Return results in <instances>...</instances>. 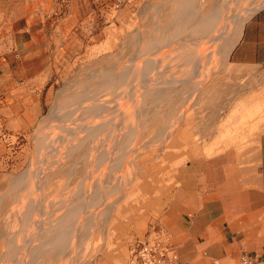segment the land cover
Returning a JSON list of instances; mask_svg holds the SVG:
<instances>
[{"label": "rangeland", "instance_id": "obj_1", "mask_svg": "<svg viewBox=\"0 0 264 264\" xmlns=\"http://www.w3.org/2000/svg\"><path fill=\"white\" fill-rule=\"evenodd\" d=\"M201 1L198 4L201 10L197 8L202 13L198 11L196 15L213 11L218 3V0ZM227 1L229 9L225 13L229 15L253 0H239V6L236 0ZM179 4L180 0H0V264H34V261L48 264L49 260L50 264H128L130 236L159 226L155 218L160 203L168 195L174 171L181 162L193 154L208 156L230 145H244L247 120L255 115L260 122L250 125L252 133L257 131L259 136L262 132L264 105L240 109L242 116L236 121L238 108L221 109L217 113L220 121L211 122L219 96L217 87L225 88L222 85L225 81L233 86L235 79L242 82L247 77H242V69L226 66L227 55L220 52L223 38H215L226 17L209 36L192 34L196 24L180 34H172L179 29L174 25ZM156 38L165 45L158 46ZM186 50L202 55L199 76L195 77L201 79L200 89L193 90L189 82H184L175 90L168 88L169 96L157 103L153 93L149 97V93L144 95L142 79L146 60L155 61L149 78L172 80L182 76L185 79L187 75H184L193 69V64L186 60L187 52H183ZM105 73L116 78L129 74L133 82L117 84L116 81L119 88L107 86L104 92L110 98L115 95L111 89L120 93L111 102L114 111L94 118L87 109L92 99L86 95L96 87H104ZM153 85L157 86L155 81ZM130 86L137 88L133 99L126 93ZM170 90L189 95V101L179 100V92L176 95ZM170 96H173L171 101ZM69 111L72 115L64 119ZM105 118L115 121L117 133L124 137L133 128L139 133L147 128L146 139L151 147L141 150L134 163H129L131 156L118 147L111 155L115 162L107 161L100 166L85 164L80 158L81 149L68 154L65 144L71 136L75 140L86 134L82 125ZM161 127L169 130L162 140L158 132ZM70 130L76 133L71 135ZM213 131L218 133L212 138L209 133ZM203 132L211 138L201 139ZM101 135L98 144L108 148L106 133ZM42 137H49L48 141L54 139L53 145L58 150L49 154L39 142ZM161 141L164 145L160 150ZM93 153L96 160L100 152L93 150ZM78 205L83 208L70 220L75 231L69 239L72 242H68L72 249L69 255L32 256L30 249L39 246L49 235L45 228L50 222L56 224L55 219L70 214ZM26 212L31 213L28 218ZM28 235L33 243L28 242L31 240ZM39 235L44 236L40 239ZM27 244L33 245L27 248ZM11 248H17V255L9 254Z\"/></svg>", "mask_w": 264, "mask_h": 264}, {"label": "crops", "instance_id": "obj_2", "mask_svg": "<svg viewBox=\"0 0 264 264\" xmlns=\"http://www.w3.org/2000/svg\"><path fill=\"white\" fill-rule=\"evenodd\" d=\"M225 61L234 70L242 69L247 80L217 87L213 124L220 121L221 109L264 105V6L245 21ZM257 118L247 120L244 145L208 156L193 154L174 171L155 224L177 247L179 264H232L244 251L264 261V129L253 136L250 127L260 122ZM216 133L209 134L213 138ZM209 134L203 132L200 138L209 139ZM151 231L130 236L128 264L133 240L148 238Z\"/></svg>", "mask_w": 264, "mask_h": 264}, {"label": "bare ground", "instance_id": "obj_3", "mask_svg": "<svg viewBox=\"0 0 264 264\" xmlns=\"http://www.w3.org/2000/svg\"><path fill=\"white\" fill-rule=\"evenodd\" d=\"M201 1V0H200ZM237 1V5H238V1L239 0H236ZM202 2V1H201ZM235 2V1H234ZM200 2H199V0H180V4H179V6L177 5L176 6V8H177V14H178V16L175 18V23H174V25L177 27H179V29L178 30H176L175 32H173L172 34H175V35H177V34H180L181 32H182V30L183 29H187V28H192V26H194L195 24L197 25L196 26V28H194L193 30H192V34H195V35H208L209 36V34H212V32H214V30L218 27V25L221 23V20H223V17H226V18H224L225 20H226V22L224 23V24H221L222 25V27H221V31L219 32V34L218 33H215L216 34V36H215V38H223V39H221V40H223V43H222V46H221V49H220V52L222 53V55L224 54V55H228L229 54V52H230V50L232 49V47H233V45L235 44V42L237 41V38H238V36H239V34H240V32H241V30H242V27H243V25H244V23H245V21L250 17V16H252L253 15V13H255L257 10H259L261 7H263L264 6V0H253L252 2H250V4L249 5H242V3H241V5L242 6H240L241 8L238 10V11H235V12H233V9L231 10L233 13L232 14H229V15H226V13H225V11H226V9L228 8L227 6H228V1L227 0H218V3H216L215 4V8H213V11H211V10H209V12L208 13H206V14H199V13H197L198 15H196L195 13L196 12H200V13H202L200 10H201V8H199L200 6L198 5ZM233 3V2H232ZM200 4H202V3H200ZM233 5V4H232ZM155 6V5H154ZM199 6V7H198ZM239 6V5H238ZM200 9H198V8ZM157 8V7H156ZM159 8V7H158ZM229 9V8H228ZM231 9V8H230ZM238 9V8H237ZM235 10V9H234ZM230 11V10H229ZM196 15V17H194ZM230 23H233V25H231ZM220 25V26H221ZM187 31V30H186ZM191 31V30H190ZM216 31V30H215ZM183 33H184V31H183ZM182 33V34H183ZM171 34V36H173ZM174 35V36H175ZM170 36V37H171ZM193 36V35H192ZM213 37V36H212ZM176 38H177V36H176ZM157 39V41H156V44L158 45V46H161V45H163V44H161L163 41L162 40H159L158 38H156ZM161 39H163V38H161ZM193 40V39H192ZM216 40H218V39H216ZM154 41V40H153ZM210 41V40H209ZM195 42H196V40H195ZM194 42V43H195ZM154 43V42H153ZM194 43H193V45H194ZM160 44V45H159ZM167 44V43H166ZM211 44V43H210ZM165 45V44H164ZM185 45H187V44H185ZM207 45V44H206ZM188 46V45H187ZM162 47V46H161ZM184 47V46H183ZM192 47V46H191ZM191 47H188V48H191ZM192 49H193V47H192ZM195 49V48H194ZM145 51V50H144ZM159 51V50H158ZM157 51V52H158ZM209 51V50H208ZM211 51V50H210ZM213 51V50H212ZM183 52H187L186 54H187V57H186V60L188 61V62H190V63H192L193 64V69L191 70V68L189 69L190 70V72L187 74L186 72V74L184 75V76H186L187 75V78H183L182 76H181V78L179 79H172V80H156V79H154V78H149V76H147L148 75V73L150 72V70L153 68V67H155V61H153V59L152 58H148V60H146V64H145V69H144V72H143V77H144V79H142V81H143V86H144V88H145V90H143V91H145L144 92V95H148V93H149V95H148V97L150 96V94L151 93H153V97H154V99L153 100H155V102L157 103V102H159V101H161L163 98H164V96L165 95H167L168 93L166 92L167 91V89L168 88H171L172 90H175L176 88H177V86L179 85V84H181V83H184V82H189L190 83V86H191V88L193 89V90H195V89H200V85H199V83L201 82V79H195V77H197V76H199V67H200V62H201V58H202V55H200L199 53H197V52H195V50H190L189 51V53H188V51L186 50V51H183ZM149 53H152V52H149ZM208 53V52H207ZM211 53V52H210ZM144 54V53H143ZM156 54V53H155ZM154 54V55H155ZM209 54V53H208ZM205 55H206V53H205ZM134 60V59H133ZM183 60H185V59H183ZM135 61V60H134ZM206 61V60H205ZM133 62V61H132ZM183 62V61H182ZM186 63V62H185ZM135 65V64H134ZM181 65H183L182 63H181ZM189 70H187V71H189ZM142 75V74H141ZM130 75L129 74H125V75H123L122 76V78H116V77H114V76H112V75H110V73H105L104 74V82H102V83H104L103 85H104V87H102V88H95V89H93V90H90V92H91V94H87L86 96H88V99H92L91 101H92V103L87 107V109H88V113H90L91 115H92V117L94 116V118L96 117V118H99V117H103V116H105V113L106 114H108V113H111V112H113L114 110H112V104H111V102H113L115 99H116V97H118L119 96V92H116V89L114 88V89H111V90H113V92H114V98H110L109 96H107L108 94L106 93L105 94V92H104V90H106L107 89V86L109 87V85H111L112 87H114V86H116V81H117V84H119V83H124L125 84V82H129L130 81ZM133 78H134V76H132ZM140 77V76H139ZM173 77V76H172ZM176 77V76H175ZM142 78V77H141ZM177 78V77H176ZM119 79L121 80L120 82H118L119 81ZM133 80V79H132ZM135 81V80H134ZM139 81V80H138ZM153 81H155V84H157V86H154L153 85ZM130 82H133V81H130ZM113 84H115V85H113ZM127 84V83H126ZM117 88H119L118 86H116ZM124 87V86H123ZM127 87H129L128 85H127ZM135 87V86H134ZM130 88H131V86H130ZM124 89V88H123ZM129 89V88H128ZM128 89H127V95L129 94V97H130V99H133L134 98V96H135V94H136V89L137 88H131V89H129V91H128ZM75 90V89H74ZM118 90V89H117ZM121 90V89H120ZM119 90V91H120ZM124 90H126V88L124 89ZM172 90H170V93H171V91ZM199 91V90H198ZM104 92V93H103ZM169 92V91H168ZM172 92H174V91H172ZM175 92H179V94L181 93L180 92V90L179 91H175ZM174 92V93H175ZM195 92V91H194ZM109 93V92H108ZM166 93V94H165ZM198 93V92H197ZM85 94H86V92H85ZM176 95H177V93H175ZM182 94V93H181ZM179 95L178 96V98H179V100H183L184 102H186L185 100H186V98L188 99L189 98V95H187V96H185V93H184V95ZM188 94H189V92H188ZM191 94V93H190ZM194 95V94H193ZM124 96V95H123ZM122 96V97H123ZM167 96H169V95H167ZM125 97H127V96H125ZM152 97V96H151ZM192 97V96H191ZM143 98V97H142ZM171 98H173V96H170V101H171ZM149 98H147V100H148ZM167 99V98H166ZM168 99V100H169ZM190 99V98H189ZM189 99H188V101H189ZM192 99V98H191ZM118 100V99H117ZM128 100H129V98H128ZM147 100H144V101H147ZM156 100H158V101H156ZM176 100H178L177 99V96H176ZM175 100V101H176ZM179 100H178V102H179ZM85 101V100H84ZM149 101V100H148ZM151 101V100H150ZM183 101H181V102H183ZM143 102V101H142ZM162 102V101H161ZM167 102V101H166ZM177 102V101H176ZM175 102V103H176ZM177 102V103H178ZM183 102V103H184ZM137 103V102H136ZM146 103V102H145ZM144 103V104H145ZM79 104V103H78ZM139 105V104H138ZM178 105V104H177ZM180 105V104H179ZM62 106V105H61ZM87 106V105H86ZM85 106V107H86ZM117 106V105H116ZM84 107V108H85ZM136 107H138L137 106V104H136ZM145 107V106H144ZM143 107V108H144ZM67 108V107H66ZM83 108V109H84ZM140 108H141V105H140ZM143 108L141 109V110H143ZM177 108V107H176ZM114 109V108H113ZM174 109V108H173ZM146 111V110H145ZM86 112V111H85ZM117 112V111H116ZM120 112V111H119ZM122 112H124V111H122ZM136 112V111H135ZM157 112V111H156ZM62 113V112H61ZM65 113V112H64ZM72 113L73 112H68L67 114H65V116H64V119H67V118H69L71 115H72ZM87 113V112H86ZM87 113V114H88ZM115 113V112H114ZM112 114V113H111ZM120 114H121V112H120ZM141 114V113H140ZM142 114H144V112L142 113ZM176 114V113H175ZM174 114V115H175ZM64 115V114H63ZM110 115V114H109ZM181 115V114H180ZM180 115H178V116H180ZM140 116V115H139ZM143 116H145V115H143ZM141 117V116H140ZM177 117V116H176ZM83 118V117H82ZM178 118V117H177ZM59 121V120H58ZM89 121V120H88ZM117 121V120H116ZM115 122V121H114ZM113 121H112V119L111 120H108V119H106L105 118V120H101V121H91V122H88V123H85L84 125H82V128H83V131H85V135L84 136H82V137H80V136H78L77 138H75V140H77L76 142H75V140L74 139H72V136H71V139H69L67 142V145L65 144V146L67 147V151H68V154L70 153V155H71V153L72 152H74L75 150H79V149H81L82 150V155H81V159L83 158V162H84V160H85V164H89V165H95V166H100V165H102L104 162H107V161H111V163H113L112 162V160L114 161V159L111 157V155H112V153H113V151L115 150V149H117L118 147L119 148H123V152H124V154H126V155H130L131 157L129 158V163H134L135 162V160H136V158L138 157V154L141 152V150H143V149H148L149 147H151V143H149L148 142V140L146 139V135H147V128L146 129H142L140 132L141 133H139V131H137L135 128H133L132 130H131V132L130 133H126L127 135L124 137V136H120V134H118L117 133V131H118V126H117V124L116 123H114ZM177 122V121H176ZM84 123V122H83ZM126 123V122H125ZM62 124H63V122H62ZM142 124H143V122H142ZM122 125V124H121ZM58 126V125H57ZM69 126V125H68ZM142 126V125H141ZM77 128H78V126H76ZM75 127V128H76ZM80 127V126H79ZM51 128V127H50ZM63 128V127H62ZM71 128V127H70ZM123 128V127H122ZM73 129V128H72ZM139 130V129H138ZM51 131H52V129H51ZM168 127H161L160 129H159V139L160 140H162L165 136H163V134H165V133H168ZM170 131H172V130H170ZM48 132V131H47ZM50 132V131H49ZM51 133V132H50ZM65 133V132H64ZM68 133V132H67ZM69 133L71 134V135H73V134H75L76 132H71V130L69 131ZM105 134L106 133V139L110 142V146L108 147V148H104L105 146H103V147H101L98 143L99 142H97L98 141V139H99V136L101 135V134ZM49 134V133H48ZM173 134V133H172ZM42 136V135H41ZM76 136V135H75ZM102 136V135H101ZM50 137V136H49ZM48 137V138H49ZM40 138V137H39ZM47 137H42L40 140H39V142H40V144H41V146L42 147H45L48 151L47 152H49V154L50 153H53V151H55V150H58L57 149V147L56 146H54L53 145V142L52 141H54V139L52 140V141H48L47 139H48ZM52 138H53V136H52ZM54 138H56V137H54ZM62 138V137H61ZM60 137L59 138H57V139H61ZM70 138V137H69ZM103 138V137H102ZM104 138V139H105ZM65 139V138H64ZM101 139V138H100ZM105 139V140H106ZM49 140H51V139H49ZM56 140V139H55ZM100 141V140H99ZM97 142V143H96ZM103 142H104V140H103ZM57 143V142H56ZM105 143V142H104ZM104 143H102V140H101V144L102 145H104ZM160 144H161V146L158 148V149H162V147H163V145H164V141L162 142H160ZM166 144V143H165ZM107 145V144H106ZM64 146V147H65ZM107 147V146H106ZM93 150H98V152H100V154L98 155V157H97V159L95 160V155H94V153H93ZM120 150V149H119ZM66 151V150H65ZM67 151H66V153H67ZM61 152V151H60ZM64 152V151H63ZM79 152H81V151H79ZM95 152V151H94ZM97 152V151H96ZM122 152V151H121ZM115 153V152H114ZM98 153H96V155H97ZM167 154V153H166ZM53 155V154H52ZM120 155V154H119ZM119 155H117L118 156V158H119ZM48 156V155H47ZM113 156V155H112ZM120 156H122V155H120ZM70 156H68V158H69ZM80 158H79V160H80ZM123 158V157H122ZM121 158V159H122ZM55 159H59V158H55ZM77 159V158H76ZM120 159V160H121ZM126 159V158H125ZM125 159H123V161L125 160ZM128 159V158H127ZM95 162H94V161ZM58 161V160H57ZM74 161H76V160H74ZM122 161V160H121ZM121 161H120V163H121ZM115 162V161H114ZM117 162V161H116ZM54 164V163H53ZM106 164V163H105ZM118 164H119V162H118ZM110 165V164H109ZM112 165V164H111ZM110 165V166H111ZM115 165V164H114ZM121 165V164H120ZM124 165H126V164H124ZM122 166H123V164H122ZM54 167V166H53ZM61 167V166H60ZM85 167V166H84ZM88 167V166H87ZM92 167V166H91ZM115 167V166H114ZM119 167V166H118ZM100 168V167H99ZM113 168V167H112ZM117 168V167H116ZM115 169V168H114ZM113 169V170H114ZM121 169V168H120ZM87 170V169H86ZM117 170V169H116ZM119 170V169H118ZM111 171V170H110ZM91 172V171H90ZM113 172V171H112ZM88 173V172H87ZM43 174H45L44 172H43ZM91 174V173H90ZM32 176V173H31V175H30V177ZM47 177V176H46ZM48 178V177H47ZM46 178V179H47ZM123 178V177H122ZM26 179H28V178H26ZM43 179V178H42ZM41 179V180H42ZM116 179H117V177H116ZM23 180H24V177H23ZM121 180V179H120ZM24 181H26V180H24ZM30 182V181H29ZM40 182V181H39ZM29 184V183H28ZM37 184V183H36ZM35 184V185H36ZM100 184H101V182H100ZM30 185H31V183H30ZM102 185V184H101ZM28 188V187H27ZM34 188V187H33ZM78 190V189H77ZM82 192H83V189H82ZM80 193V192H79ZM78 193V194H79ZM84 194V193H83ZM90 194V193H89ZM76 195V194H75ZM74 195V196H75ZM100 196L102 197V195H101V192H100ZM101 197H99V198H101ZM86 198H88V197H86ZM91 198H92V196H91ZM104 198H106V196L104 197ZM107 199V198H106ZM96 200H98V198L97 199H95V201ZM101 201V204L103 203V199H100ZM87 201V200H86ZM105 201V200H104ZM78 203V202H77ZM99 203V202H98ZM76 204V203H75ZM89 204V203H88ZM88 204H86L85 203V205H88ZM93 205H94V203H92ZM91 204V205H92ZM106 204H108L107 202H106ZM37 205H39V204H37L36 203V206ZM64 205V204H63ZM69 205V204H68ZM80 205V204H79ZM78 205V207H76L75 206V208L71 211V212H69L70 214H68V215H65V216H60V217H58L57 219H55L56 220V224H51L52 223V221L50 222V226L48 227V228H45L48 232H50L49 233V235L47 236V238H45L43 241H42V243H40L39 244V246H37V247H35L34 246V248L33 249H30V252L31 253H33L32 254V256L35 254L36 256L35 257H37V256H39V255H43V257L42 258H45L46 256L47 257H50V256H54L55 254H57V253H59V255H60V257L61 256H63V257H65V256H67V255H69V252H70V249H69V243H71L72 241H70L69 242V239H70V236H71V238H72V233H73V230H74V225H73V223L72 224H70V220H74L75 219V213H76V215L78 214V212L79 211H81L82 210V208H83V206L81 205V206H79ZM84 205V204H83ZM92 205V206H93ZM99 205H100V203H99ZM71 206H73V205H71ZM30 207V206H29ZM39 207V206H38ZM70 207V206H69ZM96 207V206H95ZM110 207V206H109ZM86 208V207H85ZM17 209V208H16ZM49 209V208H48ZM48 209H46V210H48ZM24 211V210H23ZM23 211H22V213H23ZM28 211V210H27ZM35 211V210H34ZM33 211V212H34ZM39 211H40V208H39ZM69 211H70V209H69ZM90 211V210H89ZM107 211V210H106ZM11 212V211H10ZM32 212V211H31ZM27 213V212H26ZM25 213V214H26ZM91 213V212H90ZM89 213V214H90ZM97 213V212H96ZM24 214V215H25ZM31 213L30 212H28L27 213V217L26 218H28L29 217V215H30ZM65 214V213H64ZM53 215V214H52ZM72 215H74L75 217L73 218L72 217ZM91 216V215H90ZM95 216V215H94ZM93 216V217H94ZM21 217H23V215L21 216ZM98 217V216H97ZM97 217H96V219H97ZM25 218V219H26ZM33 217H31V219H32ZM92 218V217H91ZM90 218V219H91ZM22 219V218H21ZM21 219H20V222H21ZM24 219V220H25ZM89 219V220H90ZM95 219V218H94ZM94 219H92V220H94ZM27 221H28V219H26ZM24 221V222H27V221ZM36 220V219H35ZM54 220V219H53ZM58 220V221H57ZM29 221H30V219H29ZM33 221V220H32ZM39 221V220H38ZM46 221V220H45ZM31 222V221H30ZM47 222V221H46ZM94 222H96V220L94 221ZM85 223V222H84ZM97 223V222H96ZM32 224V223H31ZM39 224H40V222H39ZM81 224V223H80ZM87 225V224H86ZM92 225V224H91ZM94 225V224H93ZM92 225V226H93ZM24 226L26 227V225L24 224ZM37 226H39L41 229H43L42 227H41V225H37ZM92 226L90 227V230H91V228H92ZM95 226V225H94ZM24 227V228H25ZM43 227H44V225H43ZM96 227V226H95ZM24 228H22L23 230H24ZM39 228V229H40ZM29 228L27 227V230H28ZM76 229H77V227H76ZM84 229V228H83ZM87 229V228H86ZM26 230V229H25ZM31 230V229H30ZM39 231V230H38ZM45 231V230H44ZM43 231V232H44ZM75 231V230H74ZM77 231V230H76ZM31 232V231H30ZM39 232H41V231H39ZM42 232V233H43ZM33 233H35V231L33 232ZM76 234V233H75ZM92 234V233H91ZM14 235V234H13ZM24 235V234H23ZM32 235V234H31ZM37 235V234H36ZM44 235H47L46 234V231H45V234ZM43 235V236H44ZM28 236H30V235H28ZM28 236H27V238H28ZM34 236H35V234H34ZM43 236H41V235H39L38 237H40V239H41V237H43ZM31 237V236H30ZM35 237H37V236H35ZM34 238V237H33ZM8 239V238H7ZM31 240L29 241L28 240V242L29 243H31L32 242V237L30 238ZM37 240V239H36ZM39 240V239H38ZM71 240V239H70ZM14 241H15V239H14ZM27 241V240H26ZM12 242H13V240H12ZM69 242V243H68ZM10 243H11V241H10ZM9 243V244H10ZM28 243V244H29ZM33 243V242H32ZM39 243V242H38ZM26 244V243H25ZM24 244V245H25ZM26 245L27 246V248H29V247H31L32 245ZM13 245H15V243L13 244ZM13 245H11V247H13ZM35 245H38V244H35ZM20 246V245H19ZM29 246V247H28ZM21 247V246H20ZM23 248H24V246H23ZM22 249V248H21ZM19 250H20V248H19ZM26 250H28V249H26ZM72 250V249H71ZM7 251H8V249H7ZM22 251V250H21ZM17 253V248H11V250H10V255H13V254H16ZM24 253H26L25 251H24ZM8 254V253H7ZM27 254H29V253H27ZM27 254H25V255H27ZM17 255V254H16ZM25 255L23 256V258L25 257ZM14 256V255H13ZM22 256V255H21ZM20 256V257H21ZM31 256V255H30ZM11 257V256H10ZM23 258H22V260H23ZM25 258H27V257H25ZM40 258V257H39ZM31 259V258H30ZM37 259V258H36ZM41 259V258H40ZM50 259V258H49ZM52 259V258H51ZM43 260V259H42ZM45 260V259H44ZM46 260H47V258H46ZM3 261V260H2ZM21 261V260H20ZM24 261H25V259H24ZM24 261H22V262H24ZM32 261V260H31ZM49 261H51V260H49ZM49 261H47L48 262V264H50L49 263ZM35 262L36 261H34V264H35ZM39 262H41V261H39ZM43 262V261H42ZM45 263H46V261H44ZM37 263H38V261H37ZM19 264H25V263H19ZM26 264H31V263H26ZM38 264H41V263H38Z\"/></svg>", "mask_w": 264, "mask_h": 264}, {"label": "built area", "instance_id": "obj_4", "mask_svg": "<svg viewBox=\"0 0 264 264\" xmlns=\"http://www.w3.org/2000/svg\"><path fill=\"white\" fill-rule=\"evenodd\" d=\"M130 263L179 264V253L168 234L162 228L155 227L149 233L148 238L133 240L130 247ZM232 264H264V261L244 251L239 260Z\"/></svg>", "mask_w": 264, "mask_h": 264}]
</instances>
